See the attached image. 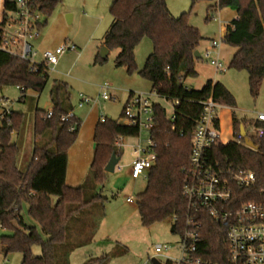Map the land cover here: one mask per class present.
<instances>
[{
  "label": "trees",
  "instance_id": "16d2710c",
  "mask_svg": "<svg viewBox=\"0 0 264 264\" xmlns=\"http://www.w3.org/2000/svg\"><path fill=\"white\" fill-rule=\"evenodd\" d=\"M60 1L35 0V4L47 17ZM224 6L236 9L237 14L223 36V42L235 48L228 67L246 70L250 91L257 96L264 79V0H217L208 10ZM109 12L112 22L103 46L109 51L118 50L115 65L125 67L129 73L137 70L135 49L143 38H149L152 51L138 73L150 81L151 91L159 97L168 102L178 101L173 105V122L165 106L153 105L155 125L150 134L156 159L147 172L145 188L136 195V203L143 226L175 216L171 232L182 234L189 212L183 184L192 135L202 109L200 101L212 96L233 107L235 99L220 81L208 80L201 89L184 85L185 78L197 75L198 58L194 52L203 39L199 29L189 23L188 12L174 16L166 0H112ZM46 23L47 19L38 24L39 32ZM106 58L98 52L94 61L104 62ZM48 76L49 67L44 63H33L0 50V87L17 86L19 101L25 99L28 90L41 92ZM50 99V117L48 110H34L33 134L38 141L22 168L18 163L21 146L12 139L14 133L24 130L27 115L13 110L0 124V226L7 231L0 235V250L4 255L21 253V264H59V246H65L62 264H69L70 253L91 242L105 215L106 198L97 189L106 179L105 166L113 153L120 159L122 150L116 146L120 137L138 135L136 126L107 117L99 119L94 127L95 148L88 174L80 185H68V150L78 137L82 121L76 116L61 120L63 114L73 109L67 83L54 80ZM232 124L234 134L240 132L241 125L246 128L248 124L263 127V134L252 138L254 147L235 140H217L209 156L221 164L231 163L253 171L256 185L251 191L257 193L264 187V120L238 119L233 113ZM216 126L219 128L218 121ZM90 210L97 213L87 222ZM196 218L201 227L195 256L212 264H229L227 225L205 211ZM36 244L41 248L39 256L32 252ZM108 260L109 255L102 254L83 264H106Z\"/></svg>",
  "mask_w": 264,
  "mask_h": 264
},
{
  "label": "rangeland",
  "instance_id": "374dc122",
  "mask_svg": "<svg viewBox=\"0 0 264 264\" xmlns=\"http://www.w3.org/2000/svg\"><path fill=\"white\" fill-rule=\"evenodd\" d=\"M166 1L174 16L188 12L189 23L199 29L203 38L199 45L202 57L198 58L195 63L198 74L185 78L184 85L192 89H201L208 78H214L224 82L233 94L235 105L229 106L233 109L229 110L222 106L217 112L220 117V139L223 142L230 141L234 138V131L229 113H234L237 118H243L253 116L254 111H264V79L258 95L253 96L249 88L247 71L228 67L235 48L222 41L224 30L221 22L230 18L229 16L236 12V9L224 6L217 7L213 11L208 10L209 6L216 4V0ZM111 2L112 0H61L49 16L42 14L41 22L47 19V23L37 36L29 40L33 51L36 52L31 58V61L35 63L43 60L44 50H54L65 43L75 46L74 49L66 50L61 54L56 65L49 66V76L45 87L39 94L37 104L40 109L46 110L51 101L50 88L53 81L67 83L75 113L83 116L82 121L85 118V122L80 126L78 140L76 139L77 142L75 141L76 144L71 152L72 161L75 164H83V166L87 164L89 152L87 143L91 139L90 123L103 116L125 124V118L121 114L129 93H149L154 103H160L167 108L168 115L173 111V105L152 92L150 81L138 73L152 51L149 38H143L137 45L135 49L137 70L131 73L125 67L115 65L114 60L118 50L108 51L104 62L94 61L95 55L101 52L104 36L112 22L109 12ZM212 39L220 41V47L213 51L212 56L216 57V51L219 53V61L223 63L224 71H216L210 59L204 57L205 49ZM104 84L108 85L106 92L114 96L113 99L104 100L101 97L100 86ZM80 93L95 101L82 107L78 106ZM19 96L20 90L17 86L0 87V99L8 98L12 111L25 110L27 115V127L25 128H28L30 132L33 128L34 111H29L27 104L24 105L18 100ZM24 130L14 133L12 139L21 146V153L25 149L23 146L26 141ZM147 137V131L137 136L125 137V145L121 147L122 155L119 162L113 172H107L104 184L99 189L101 195L106 198L105 215L100 220L91 242L70 253L69 264H83L88 259L99 257L102 254L109 255L106 264H144L146 262L152 264L154 259L165 263L167 259L178 260L181 257L178 247L180 236L171 232L172 217L150 226H143L140 222L136 195L145 188L146 177L141 175L135 179L131 176L130 169L131 161L135 157L133 147L138 144L139 139L145 143ZM19 166L22 168L21 162ZM130 196L133 197V202L127 201ZM96 213L91 210L87 212L86 221L95 217ZM28 222L31 223V220ZM70 224L74 225L73 222ZM6 232L0 226V235ZM157 244H166L169 248L162 254L156 255L154 247ZM63 247L65 246L58 248L59 264H62L64 259ZM32 252L35 256H39L40 246L34 245ZM21 261V253L12 252L4 255L0 250V264H21Z\"/></svg>",
  "mask_w": 264,
  "mask_h": 264
},
{
  "label": "built area",
  "instance_id": "2783aa9c",
  "mask_svg": "<svg viewBox=\"0 0 264 264\" xmlns=\"http://www.w3.org/2000/svg\"><path fill=\"white\" fill-rule=\"evenodd\" d=\"M41 16L42 12L35 4V0H0V50L31 61L36 52L33 51L29 40L40 33L38 24L41 23ZM219 47L220 41L212 39L205 49L204 57L210 59L216 71H224L225 67L219 61L218 52L216 51V57L212 56L213 51ZM74 48V45L65 43L54 50H44L41 62L47 67L54 66L58 63L61 54ZM100 87L101 97L104 100L114 98L106 92L107 84ZM93 101L95 100L80 93L78 106L82 107ZM170 103L174 105L178 101ZM10 104L8 98L0 99V124L12 111ZM200 104L202 109L192 135L189 166L183 184V194L188 199L189 212L186 230L179 234L178 247L181 257L178 260L167 259V261L173 264H212L200 256H195L201 227V222L196 217L205 211L213 219L228 227L226 237L229 264H264V187L259 188L257 193L252 192L251 188L256 185V176L253 171L231 163L221 164L210 158L209 153L213 145L220 140L219 128L216 126L220 103L209 96L201 100ZM153 105L154 102L149 93L134 92L129 94L123 105L122 115L125 118V124L136 126L138 135L143 131L148 132L146 142L139 139L138 144L133 147L135 157L131 161L130 169L133 178L141 175L146 177L156 159L152 151L153 142L150 134L155 125ZM51 115L52 110L49 109L47 117ZM74 116V110L71 109L61 116V120ZM168 118L173 122V111ZM263 120L264 113H257L255 121ZM72 129L73 127L69 130ZM262 134L263 127L255 124L246 131V136L250 140L261 137ZM123 138L120 137L116 142L119 149L124 145ZM234 140L249 147L245 144L244 136L240 132L235 134ZM133 200L132 196L127 198L128 202ZM176 219L174 216L173 220ZM168 248L166 244H157L154 247L155 254L160 255Z\"/></svg>",
  "mask_w": 264,
  "mask_h": 264
},
{
  "label": "crops",
  "instance_id": "0c3cea01",
  "mask_svg": "<svg viewBox=\"0 0 264 264\" xmlns=\"http://www.w3.org/2000/svg\"><path fill=\"white\" fill-rule=\"evenodd\" d=\"M213 10H215V8ZM236 16H237V14H236V12H234L231 16H229L230 18H226V19L222 20L221 26H222V29L224 30V34L226 32L227 27L230 25L231 21L236 18ZM198 51L200 52L199 48H198ZM233 53H232V55H233ZM200 55H201V53H200ZM200 57H202V56H200ZM218 58H219V56H218ZM197 74H198V72H197ZM208 80L220 81V80H215L214 78H208L206 81H208ZM220 82H222V81H220ZM222 83L226 86V84L224 82H222ZM227 89L231 92V90L228 87H227ZM40 93L41 92H36V91H33V90H28L26 92V97L22 101V103H24V105L27 104V108H28L29 111H31V110L34 111L36 108H39V106L37 104V99H38ZM222 106L227 107L229 110L230 109H233V108H230L228 105H225V104L220 103V107H222ZM51 108H52V102L50 101V103L48 104V108L46 110H49ZM73 110H74V108H73ZM20 112L26 113L25 110H21ZM257 113H264V111H254V115L253 116H251V117H243V118H238V119H245V120H248V121H250V120L255 121L256 116H257ZM74 114H75V116L77 118L81 119V121H82V117L83 116H79L78 114H76L75 113V110H74ZM229 116H230V120H231V125H233L232 124V113H229ZM98 120L99 119L94 120L93 122L90 123V126H89L91 139L87 143V147L89 149V152L87 154V164L85 166H83V164H80V165L79 164H75V162L72 161L71 152H72V149L75 146V144H76L77 141L72 145V147L70 148V150L68 152V164H67V170H66V183L68 185H71V186L80 185L84 181L86 175L88 174L89 167H90L89 165L91 163L92 156H93V151H94V148H95V143H94V139H93V132H94V127H95V125H96V123H97ZM217 120H218V124H219V134H220V117L218 116V114H217ZM84 122H85V118L82 121V125H83ZM251 125L252 124H248V126L246 128H244V130L245 131H249L251 129ZM27 134L29 135V138L27 137ZM24 136H25V140L26 141L23 144V146L26 149V151H25V149L22 150V153L20 152V156H19V162H21L22 167L25 166L29 162V160L31 158V154H32V150H33L34 144H35V142L38 141V137H35L34 134H33V128H32V130L30 132H29V129L28 128H25V130H24ZM234 138H235V134H234ZM234 138L232 140H234ZM29 143H30V145H29ZM123 143L125 145V137L123 138ZM223 143H226V142H223ZM24 155H26V157H24ZM100 187L101 186H98L97 189L99 190Z\"/></svg>",
  "mask_w": 264,
  "mask_h": 264
},
{
  "label": "water",
  "instance_id": "95a60500",
  "mask_svg": "<svg viewBox=\"0 0 264 264\" xmlns=\"http://www.w3.org/2000/svg\"><path fill=\"white\" fill-rule=\"evenodd\" d=\"M68 18L70 19V16H68ZM108 48L106 46H103L100 52V56L101 57H106L107 53H108ZM195 57L200 58V52L198 50H196L194 52ZM240 133L244 136V141L245 144L248 145L249 147H254V144L252 142V140H250L247 136H246V131L244 130L243 125L240 126ZM119 162V157L113 153L108 161V163L105 166V171L106 172H113L116 165ZM153 264H162L159 260L154 259L153 260Z\"/></svg>",
  "mask_w": 264,
  "mask_h": 264
}]
</instances>
